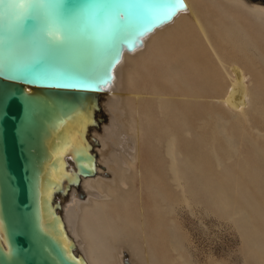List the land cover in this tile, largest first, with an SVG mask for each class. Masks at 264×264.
Masks as SVG:
<instances>
[{"label":"water","instance_id":"95a60500","mask_svg":"<svg viewBox=\"0 0 264 264\" xmlns=\"http://www.w3.org/2000/svg\"><path fill=\"white\" fill-rule=\"evenodd\" d=\"M184 8L183 0H0V264H87L60 210L69 185L96 173L89 132L103 119L99 92L124 50ZM72 133L83 144L64 156L71 176L46 196L51 153Z\"/></svg>","mask_w":264,"mask_h":264},{"label":"bare ground","instance_id":"6f19581e","mask_svg":"<svg viewBox=\"0 0 264 264\" xmlns=\"http://www.w3.org/2000/svg\"><path fill=\"white\" fill-rule=\"evenodd\" d=\"M183 1L185 8L177 12L169 22L145 34L142 37V46L133 51L122 52L121 59L113 68L111 82L99 92L100 115L103 119L98 127H92L89 132L93 143L92 151L96 154V173L94 176L81 177L78 185H69L60 210L63 225L75 243V252L80 253L87 264H126L125 260L129 264H142L143 260L146 264H166L167 254L176 252L180 247L170 232L172 227L167 229L166 226V230H162L163 205L154 213L152 220L147 221L141 206L138 207V215L131 217L125 202H121L120 195L128 190L134 193L136 191L134 174L140 161V139L145 135L144 130L152 131V144L159 153V168L164 171L155 193L160 201L163 203L169 199L166 198L168 192H172L170 199L177 200L179 189L184 186L183 175L194 181L208 204L214 200L211 193V171L203 170L205 166L200 160L205 158L198 153L196 147L197 126H188L187 115L183 112L185 107L188 112L189 100H196L197 96L187 93L176 96L172 89L163 88V85L154 90H143L136 86H126L125 80H122V69L126 61L141 55V50L147 52L150 41H161L162 35H173L179 22L188 20L192 30L183 39L179 49L180 58H185L187 63L177 60L176 64L180 69L189 67L195 72L196 49L187 45L188 41L192 42L191 34L195 29L212 54L222 81L228 80L224 93L218 96L220 103L232 112L231 117L237 122L247 124L250 117H256L264 124V4L257 0ZM221 83H217V87ZM111 91L114 92L113 95ZM165 102L170 103L166 105ZM151 109H155L152 116ZM190 113L192 114V110ZM65 121L68 127L69 122L67 119ZM86 122V116L82 115L74 127L76 125L80 130ZM253 129L257 131V135L264 136V127L259 129L253 126ZM109 135L115 138V142L110 140L112 144L107 141ZM76 137L77 133H72L69 138L66 134L65 143L52 151L51 158L56 161V168H49L51 183L44 189L46 196L58 182L62 185L67 182L65 176H71V173L63 174L64 156L71 146L77 149L83 144V140H76ZM182 141L186 144H182ZM133 143L136 149L131 152L128 147ZM187 147L191 149L182 151ZM131 148H134L133 145ZM261 153V161H264V149ZM147 179L148 177H144L137 189H141L144 183L147 190ZM261 187L264 195V181ZM80 194H83L82 198ZM152 201V206L156 208L159 200L154 198ZM232 211L231 215H223L236 218L235 224L239 228L243 243H246V264H264L261 258L264 256L262 234L258 230L245 234L247 218L244 211L241 208ZM147 237L156 239V243L159 240L157 247L162 255L158 256L154 250H151L152 253L149 251L145 257L141 255L137 241L139 238L146 241ZM61 241L65 244L63 239ZM124 250L126 251L122 253ZM175 258L179 260L175 264H189L179 252Z\"/></svg>","mask_w":264,"mask_h":264},{"label":"rangeland","instance_id":"374dc122","mask_svg":"<svg viewBox=\"0 0 264 264\" xmlns=\"http://www.w3.org/2000/svg\"><path fill=\"white\" fill-rule=\"evenodd\" d=\"M260 3L264 4V2ZM189 25L191 26L188 20H181L173 35H162L161 41H150L147 52L141 50L143 52L141 55L128 59L122 69V80H125L126 86H136L143 90H154L163 85V88L172 89L176 96H180L181 93L197 96L196 100H189L188 112L187 107L183 112L187 115V125L197 126L196 147L198 153L205 158L200 160L205 168L201 167L204 168L203 170L211 171L213 178L211 193L214 200L208 204L205 195L193 183L194 181L183 175L184 186L179 189L177 200L170 199L172 192H168L166 198L169 199L164 200L163 203L160 201L155 193L164 171L159 168V153L152 144L150 130H144L145 135L140 139V161L134 174L136 191L134 193L128 190L120 195V198L122 204L125 202L129 216H137L138 207L141 206L142 214L147 221H151L154 213L163 205L162 230H166V226L167 229L169 226L172 227L170 232L180 246L176 252L167 254L166 264L179 262L175 258L177 252L182 254L189 264H246L247 258L244 252L246 243H243L239 228L235 224L236 218L232 219L229 215L223 214L231 215L233 209L241 208L247 218L245 234L258 230L262 234L261 242L264 246V195L261 187L264 181V161H261L264 136L257 135V131L253 129V126L263 129L264 124L256 117H250L247 124L237 122L231 117L232 112L220 103L218 96L224 93L228 80L222 81L212 54L195 29L190 39L193 44L187 42L189 47L196 49L195 72L189 67L180 69L176 64L177 60L187 63L185 58H180L179 49L183 39H186L188 32L192 30ZM217 83L221 85L217 87ZM111 93L114 94L112 91ZM263 93L264 91L262 95ZM152 110L150 116L155 112V109ZM110 137L111 135L107 141L112 144L115 138L110 139ZM183 143L186 144L185 141H182ZM129 146L131 147H128L130 148L128 150L134 152L136 149L134 143ZM190 149L187 147L181 150ZM144 177H148L147 190L144 188V183L141 189H137ZM154 198L159 200L156 208L152 206ZM155 240L148 237L146 241L138 239L137 246L143 257L148 255L149 251L152 253L151 250L156 251L160 256L157 247L159 240L157 243ZM261 258L264 260V256ZM142 264H146L144 260Z\"/></svg>","mask_w":264,"mask_h":264}]
</instances>
